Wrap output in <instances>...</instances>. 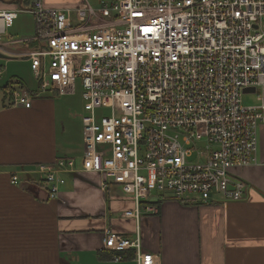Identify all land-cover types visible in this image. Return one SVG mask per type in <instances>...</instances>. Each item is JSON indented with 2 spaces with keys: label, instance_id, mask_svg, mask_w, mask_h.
<instances>
[{
  "label": "built area",
  "instance_id": "built-area-1",
  "mask_svg": "<svg viewBox=\"0 0 264 264\" xmlns=\"http://www.w3.org/2000/svg\"><path fill=\"white\" fill-rule=\"evenodd\" d=\"M30 1L40 45L20 57L36 95L72 96L80 85L84 102L80 167L60 159L25 172L47 184L49 199L59 197L63 175L96 173L104 191L113 184L132 199L123 216L139 225L159 214L155 194L200 203L245 198L247 186L231 170L257 164L264 0H86L66 10ZM22 11L0 10V19L11 27ZM12 93L15 106L31 107L29 92ZM138 225L131 238L107 232L104 248L114 262L134 253L135 264H161L144 250Z\"/></svg>",
  "mask_w": 264,
  "mask_h": 264
},
{
  "label": "crops",
  "instance_id": "crops-1",
  "mask_svg": "<svg viewBox=\"0 0 264 264\" xmlns=\"http://www.w3.org/2000/svg\"><path fill=\"white\" fill-rule=\"evenodd\" d=\"M85 1L43 3L66 10ZM31 6L30 0H0L2 11L24 9L11 27L0 19V52L8 57L0 59V264H135L128 258L134 253L121 262L99 257L112 253L103 246L107 232L129 238L136 233L138 223L123 216L134 203L119 186L104 191L99 174H65L66 183L52 200L47 184L25 174L60 159H75L80 167L85 151L81 92L37 96L30 63L20 57L40 45L34 41L39 28ZM7 87L33 95L31 107L15 106ZM258 138L257 164L231 170L247 186L243 200L215 195L200 203L178 201L170 193L153 195L159 214L138 225L144 250L159 255L161 264H264V125ZM16 174L18 185L11 183Z\"/></svg>",
  "mask_w": 264,
  "mask_h": 264
},
{
  "label": "trees",
  "instance_id": "trees-1",
  "mask_svg": "<svg viewBox=\"0 0 264 264\" xmlns=\"http://www.w3.org/2000/svg\"><path fill=\"white\" fill-rule=\"evenodd\" d=\"M29 0H24V2H28ZM30 43H32V41L30 42ZM10 87V86H9ZM9 87H7L6 89H8ZM7 93V95L8 96H12L13 95V93L11 92V89L9 88L8 89V92H6ZM115 255H116V253L115 252H112V253H110V254H108L107 256H103V254L102 253H100L99 254V257H100V259H102V260H107V259H109V260H113V258L115 257ZM135 256H134V254H129V257L128 258H134Z\"/></svg>",
  "mask_w": 264,
  "mask_h": 264
},
{
  "label": "rangeland",
  "instance_id": "rangeland-1",
  "mask_svg": "<svg viewBox=\"0 0 264 264\" xmlns=\"http://www.w3.org/2000/svg\"><path fill=\"white\" fill-rule=\"evenodd\" d=\"M32 72H29V76H31ZM78 92L80 93L81 92V89H80V85L78 86ZM254 101V98L250 97V96H246L244 97V104L245 105H250L252 104Z\"/></svg>",
  "mask_w": 264,
  "mask_h": 264
},
{
  "label": "water",
  "instance_id": "water-1",
  "mask_svg": "<svg viewBox=\"0 0 264 264\" xmlns=\"http://www.w3.org/2000/svg\"><path fill=\"white\" fill-rule=\"evenodd\" d=\"M19 1H20V3L23 2V0H19ZM0 59H8V57L5 54H3V53L0 52ZM250 92H254V89H247V90H245V93H250Z\"/></svg>",
  "mask_w": 264,
  "mask_h": 264
}]
</instances>
